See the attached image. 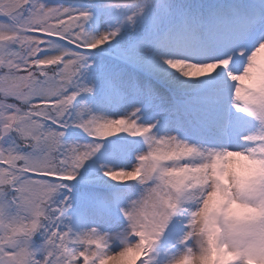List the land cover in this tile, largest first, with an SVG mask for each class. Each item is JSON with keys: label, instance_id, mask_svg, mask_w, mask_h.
<instances>
[{"label": "snow or ice", "instance_id": "snow-or-ice-1", "mask_svg": "<svg viewBox=\"0 0 264 264\" xmlns=\"http://www.w3.org/2000/svg\"><path fill=\"white\" fill-rule=\"evenodd\" d=\"M0 264H264V0H0Z\"/></svg>", "mask_w": 264, "mask_h": 264}]
</instances>
